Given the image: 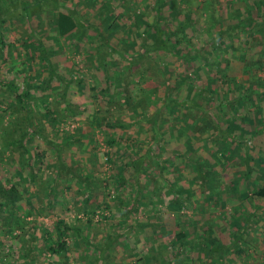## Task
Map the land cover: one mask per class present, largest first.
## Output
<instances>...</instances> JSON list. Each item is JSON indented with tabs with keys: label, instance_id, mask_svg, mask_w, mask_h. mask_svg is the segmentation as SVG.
I'll list each match as a JSON object with an SVG mask.
<instances>
[{
	"label": "trees",
	"instance_id": "16d2710c",
	"mask_svg": "<svg viewBox=\"0 0 264 264\" xmlns=\"http://www.w3.org/2000/svg\"><path fill=\"white\" fill-rule=\"evenodd\" d=\"M110 1L112 0H78L73 6L67 7L60 0H0V65L7 64L10 66L9 71L16 74L15 77L8 79L3 78L0 74V93H4L0 96V198H2L0 200V222L5 225V228L1 231L4 241L0 240V264H19V260L21 261L20 264L36 263L33 255V250L37 249L35 240L36 228H33V232L27 239L19 238L20 246L23 250V258H19V260H15L13 250L17 242L13 243V240L9 238L15 239L13 235L14 226L20 224L21 217H28L36 213L34 200H38V204L43 211H52V197L57 196L58 198L57 191L61 184L65 186L63 189L70 192L72 184L78 185L79 190L75 194L80 196V200H78V208L75 207L74 212L77 210L83 212L84 206L87 205V208H84V210L86 209L84 214L88 216L86 218L87 222L91 221L96 210L100 209L90 206L91 195L94 193L91 186L92 174L78 164L75 154L84 153L90 147L96 145V143H90L92 142L91 140L86 145L82 143L84 135L87 132L89 133V131L92 132L96 127L103 129V132L106 131L107 134L116 133L119 129H129L128 127L131 123L124 124L118 119L112 118L109 120L101 116L105 111L110 112L107 109L108 105L115 104L117 101L120 103L122 100L124 106L132 115L142 117L141 123H150L156 140L158 135L161 134L157 130L162 124L160 122L169 123V117L167 118L166 116H171L177 122H179L177 117L183 118V125L193 130L195 135L199 134L201 138L204 135L203 133L207 132L208 136L214 138L213 141L220 142L219 144L223 146L225 152L224 139L229 138L231 135L233 139L237 138L234 135L237 128H231L230 131L227 126L226 128H221L219 124L220 118L217 114L212 113L211 110L216 108L222 113V116L225 115L224 112L228 108L236 112L235 106L231 101L227 100L229 92L234 90V88H238L237 85L234 86L232 84L237 81L228 74V70L232 66L230 62L232 58L241 59V64L246 74L264 72V0H247L252 8L249 7V9L248 6H245L246 8L238 12L233 11L229 23H227V15L224 11L226 8L218 16L214 14V9H209V6L216 4L215 0H210V2L209 0H200L197 1V4H195L196 0H154L152 8H144L142 11L138 10L137 14L135 12L131 14L130 12L132 7H139L140 3H136V0ZM142 2L144 3V0ZM109 3L110 5L111 3L119 4L122 11H129L132 18H134V22L128 23L129 25L123 22L120 23L121 18H123L122 12L116 15L115 12L110 11ZM79 4H82V9L85 10L84 15L81 11L79 12ZM183 5L186 10L184 14L180 11ZM165 7L168 8L169 14L165 11ZM231 8L234 7L232 6ZM205 10L208 12L205 14L206 18L212 23L213 28L209 25L203 36L205 37L203 41L197 34L196 42L198 43L192 44V38L187 35L186 31L192 25L200 22V19L195 18V15L196 17L197 15L202 17L203 15L200 12L206 13ZM89 12H92L91 15ZM44 13L50 16L48 21L45 19V22H43L44 18H42ZM181 14L182 18H180ZM85 15L91 16L90 21H83ZM34 19L38 25L32 26L30 23ZM109 20L111 21L109 22ZM17 22L21 24V27L13 31L16 37L9 39L5 36V33ZM46 23L48 28L43 27V24ZM25 25L27 27L23 28ZM139 29H143L142 33L147 35L151 43L143 42L139 39V53L137 52L131 61L126 57L128 51H123V56L120 55L121 59H126L124 62L127 64L123 65L122 61L119 64L124 66L125 71L127 70L125 78L128 75L133 78L131 82L143 83L145 79L153 80V70L150 66L144 65L145 61H141L143 58L146 59V55L151 51L176 57L182 61V65L191 62L196 66L193 73L189 72L187 74H185L186 72L180 74V72L173 71L168 76L164 69L160 71L164 74L163 76L166 80L163 82L162 106L159 109L154 108L155 113L152 114L150 120L146 113L152 106L151 102H149L151 96H146V92L144 96V90L141 89L143 91V93L140 91L142 95L138 97L137 101L133 102L129 84L124 83L122 73L116 79L117 81L114 82L115 78L107 72V66L114 61L111 53H119L116 46L123 39L119 37L118 40H114L113 37L121 33L127 38L130 31L140 37V34L137 33ZM89 30L94 36L88 39V48H91L90 45H95L93 39L100 44L98 45L100 53L97 54L98 58L95 66L89 62L93 67L92 79L96 78L98 80V83H93L90 87L92 97L97 104V110L94 109V113L91 116H87L89 118L87 124L90 127L88 130L78 127L72 134L53 138L50 134L51 129L55 130V127H58L66 118H71L75 122L78 117H86V112H88L89 108L71 100L70 85L72 83L76 84L77 89L81 92L85 83L82 76L81 78L76 77L74 82L71 81L73 78L66 80L63 71L57 72L58 68L52 64L50 58L53 55L61 54V45L57 42L59 39L61 41H72V49H79L81 48V40L86 37V33ZM48 31H52L55 34L52 40L53 43L44 40ZM239 34L248 35L247 41L241 47L239 46ZM117 41L119 42L117 43ZM192 46L194 47L193 52ZM238 47L240 51L237 56ZM69 49L71 50L70 46ZM125 49H127L126 46ZM230 49L233 51L234 57L226 56V51ZM250 50L254 51L252 57L247 54ZM18 51L23 52L24 58L19 55ZM61 57L64 58L62 54ZM127 60L130 62H127ZM224 62L226 63L225 66H223ZM204 65H206L205 69L210 74L213 73L215 75L214 79L207 78V86H218L217 80L219 78H223L225 83H229L228 91L224 93L225 100L223 102L215 101L214 99L219 96L217 95V90L206 87L208 96L198 94L195 97L190 96L188 100L177 101V98L172 93L182 90L183 86H187L188 89L193 79L199 81L200 72L204 70ZM34 67L37 68L36 71ZM33 70L34 73L32 72ZM16 76L23 77V79L16 78ZM18 79L22 80L24 87L21 88L18 85L16 82L19 81ZM34 79H37L36 85L32 82ZM173 80L179 81L177 86L172 85ZM213 83H216V85ZM241 87L239 85V89ZM242 91V94L247 98H252L254 95H257V98L264 96V91L259 95L252 88L249 91L245 89ZM226 107L227 109L225 110ZM117 109H122L119 104ZM161 115L162 118L159 122ZM5 117L7 119L3 121ZM233 122H229L231 126H234ZM169 131L173 133L171 128ZM119 136V139L116 138V140L108 136L105 140L106 146L111 148L119 147L122 144L127 145L129 136ZM130 138L131 140L134 139L133 136H130ZM190 150L191 148L188 147L186 152ZM142 153L145 156L139 157V162L135 160L138 164L140 163L137 169L148 171V166L151 163L147 164L146 162L149 161L145 162V157L152 156L151 158L157 161V155L153 157L154 154H151V150L143 151ZM109 160L116 162L115 156L113 160L112 156H110ZM155 164L160 169H163L157 162ZM132 166L134 165L132 164ZM13 174L18 182L8 186V183L12 182L11 176ZM114 179L122 187L126 186L128 182L124 176ZM143 179L141 185H143L144 190H147V183L152 182L153 178L146 174V180L145 177ZM37 180L41 181L40 186L43 185L42 187H44L45 191L41 198L35 199V194L30 192L29 187ZM254 195L257 201H264V183L257 186ZM22 200L23 203L25 201L26 209L20 215L18 210ZM137 201L138 198H135L131 204L134 205ZM107 205L106 202H103L100 206L107 209ZM133 205H130L122 214L124 218H127L130 210H133ZM64 212L72 214L73 210H64ZM76 216L74 220L68 221L58 218L52 232L42 230L40 235L42 238L41 250H45L50 256L57 255L58 257L67 258L65 256L69 251V244L66 239L73 238L81 241V229L76 224L79 222ZM143 226L141 225V227ZM210 231L203 238L201 248L190 245L192 237H187L182 232L176 234L180 248H177L175 252V260H163L164 256H162V253L156 252L150 258L152 262L148 260L147 264H184L185 259L190 260L188 264H193L197 259L194 251L203 254L208 259L209 264H223L226 252L231 247L239 250V243L244 241L243 236H241L242 233H238V238L233 237L231 245L223 248L218 245L219 247L216 251L214 246L218 240L209 234ZM128 235L123 237L126 242ZM116 243L121 246L120 242ZM107 252L104 244L97 245L94 248L93 264L109 262L106 259ZM192 253L196 257L192 258ZM113 264L123 263L117 256H113Z\"/></svg>",
	"mask_w": 264,
	"mask_h": 264
},
{
	"label": "rangeland",
	"instance_id": "374dc122",
	"mask_svg": "<svg viewBox=\"0 0 264 264\" xmlns=\"http://www.w3.org/2000/svg\"><path fill=\"white\" fill-rule=\"evenodd\" d=\"M60 1L64 5L66 4L65 6L67 7H71L78 2V0ZM114 1L116 0L110 2ZM197 1L200 0H196L195 4H197ZM153 2L154 0H144V4L142 0H136V3H140L139 7H132L130 12L131 14L133 12L137 14L138 10L150 9L153 6ZM169 2L167 3L169 4ZM215 2L216 4L209 6V9H214V14L218 16L226 8L224 11L227 15V23H229L233 11L238 12L246 8L245 6L252 8L247 0H215ZM80 5L81 7H79ZM78 9L83 15L85 14L82 4L78 5ZM110 11L115 12L116 15L122 12L123 18H121L120 23L123 22L129 25L130 22H134L130 12L122 11L119 4L111 3ZM165 11L169 14L167 7H165ZM180 11L182 14L185 13L184 5L180 8ZM205 12H200L203 15L202 17H199L200 15L196 17L195 15V18L200 19V22L192 25L193 27L191 26L186 31L187 35L192 38V44L198 43L196 42L197 34L203 41L206 29L209 28V25L212 26V23L207 20L205 15L208 12L206 10ZM91 13L89 12L90 15ZM182 14L180 18H182ZM90 15H85L83 21H90ZM42 18H44L43 22H45V19L48 21L50 16L44 13ZM20 25L19 22L15 23L14 26H11L13 29H8L5 36L9 39L16 37L13 31L18 30V27H21ZM30 25L35 26L38 24L34 19ZM26 27L27 25L23 26V28ZM43 27L48 28V24H43ZM142 30L139 29L137 31L140 37L134 35L132 31L129 32L127 38L121 33L113 37L114 40H118L119 37L123 39L121 42L117 41L119 43L116 49L119 53H111L114 61L107 66V72L115 78L114 82L117 81L116 79L122 73L124 83L129 84L133 102L137 101L138 97L142 95L141 92L143 93V91L141 89L144 90V96L145 92L146 96H151V100H149L152 104L151 109H146L148 111L146 113L147 117L150 120L152 114L155 113L154 108L159 109L162 106L163 82L166 80L164 79V74L160 71L164 69L168 76L173 71L180 72V74L186 72L185 74H187L189 72L193 73L196 66L191 62L182 65V61L176 57L151 51L148 54L149 56L146 55L147 58H143L141 61H145L144 65L150 66L153 70V80L145 79L143 83L131 82L133 78L129 75L125 78L127 70L125 71L124 66L119 64L120 61L123 62V65L127 64L124 62L126 59H121L120 55H122L123 51H128L126 57L131 61L135 54L139 53V39L143 42L151 43L147 35L142 33ZM54 35L52 31H48L44 40L53 43ZM92 36L94 35L91 30L87 31L86 37L81 40V48L79 49H72V41H61L59 39L57 42L61 45V54L64 58L61 57V54L53 55L50 58L52 64L57 66V72L63 71L66 80L73 78L71 81L74 82L76 77L81 78L82 76L85 83L81 92L77 89L76 84L72 83L70 85L71 100L89 108L88 112H86V117H78L75 122L71 118H66L58 127H55V130L51 129L50 134L53 138L72 134L78 127L88 130L90 127L87 124L89 119L87 116H91L94 113V109L97 110V104L92 97L90 87L91 84L98 83L96 78L92 79V65L95 66L98 58L97 54L100 53L98 47L100 44L93 39L95 45H90L91 48H88L87 41ZM247 36L246 34H239L240 47L247 41ZM125 46L127 49H125ZM239 49L238 47L237 56L239 55ZM193 50L194 47L192 46V52ZM253 52L250 50L247 54L252 57ZM18 53L24 58L23 52L18 51ZM226 56L234 57L233 51L231 49L227 50ZM128 60L127 62H130ZM230 62L232 66L228 70V74L237 81L232 84L234 86L237 85L238 88H234V90L229 92L227 100L232 102L236 112L226 107L225 110L227 109V111L222 116V113L216 108L211 110L212 113L217 114L220 118L219 124L221 128H226L227 126L229 131L231 128H237L234 132L237 138L233 139L231 135L229 138L224 139L226 152L223 146L219 144L220 142L213 141L214 138L208 136L207 132L203 133L202 138L199 134L195 135L193 130L183 125V118L177 117L179 121L177 122L171 116H166L167 118L169 117L168 125L160 122L161 115L159 122L162 124L157 128L158 133L160 132L161 134L158 135L156 140L150 123H141L142 117L132 115L126 109L122 100L120 103L117 101L115 104L108 105L107 109L110 112L105 111L101 116L109 120L112 118L118 119L124 124L131 123L128 127L129 129H119L116 133L107 134L106 131L103 132V129L96 127L92 132H87L88 134L84 135L83 142L81 141L86 145L91 140L92 142L90 143H96V145L90 147L84 153L75 154L78 164L92 174L91 186L94 193L91 195L90 206L100 209L96 210L94 217L89 222L86 221L88 216L84 214L86 213L84 208H87V205L84 208L81 206L83 212L78 210L74 212L75 207L78 208V200H80V196L75 194L79 190L78 185L75 183L71 185V192L63 189L65 187L63 184L60 185L57 191L58 198L57 196L52 197V211H43L38 204V200H34L36 213L28 217H21L20 224L14 226L13 235L15 239L9 238L13 240V243L17 242L16 247L13 249L15 260L23 258V250L20 246L19 238L27 239L33 232V228H36L35 240L37 244V249L33 250V255L36 259L35 264H93L94 248L99 244H104L108 251L106 259L109 262H105V264H113V256L121 259L123 264H147L148 260L152 262L150 258L156 252L162 253V256H164L163 260L170 259L171 261L175 260V252L177 248H180L176 234L182 232L187 237H192L190 245L201 248L203 238L211 230L209 234L218 240L214 246L216 251L219 246L223 248L231 245L233 237L238 238V233H242L241 236H243L244 241L239 243V250L231 247L225 254L223 264H264V201H257L254 195L257 186L264 183V96L257 98V95H254L252 98H247L242 94L243 89L249 91L252 88L261 95V92L264 91V72L255 73L251 71L252 74L249 75L245 73L241 59L232 58ZM225 64L224 62L223 66ZM205 66L204 70L200 72L199 81L193 79L188 89L187 86H183L182 90L172 93L177 98V101L188 100L190 96L195 97L198 94L208 96L206 87L217 90V95L219 96L214 99L215 101L223 102L225 100L224 93L228 91L229 83H225L223 78H219L217 80L218 86H207V78L214 79L215 75L213 73L210 74L205 69ZM9 67L7 64L0 65V74L3 78L15 77L16 74L14 72L11 73ZM35 67L34 70L36 71L37 68ZM34 70L32 71L33 73ZM16 78L23 79V77L17 76ZM18 80L16 81L18 85L21 88L24 87L22 80ZM36 81L37 79H34L32 81L33 84L36 85ZM177 82L179 81L173 80L172 85L177 86ZM213 84L216 85V83ZM239 85L242 86L240 89ZM3 94L0 93V96ZM118 104L122 108L121 110L117 109ZM6 119L7 117L3 118V121H6ZM230 121L234 123V126H231ZM170 128L173 133L170 132L171 130L169 131ZM119 135L129 136L127 145L122 144L119 147L111 148L106 146L105 140L108 136L116 140V138L119 139ZM130 136H133L134 139L131 140ZM188 147L191 150L186 152ZM147 150H151V154H154L153 157L157 155V161H154L151 158L152 156L149 155L150 157L143 158L145 162L149 161L146 162L147 164L151 163L148 166V171L138 170L137 168L140 166V163L138 164L139 157H144L145 155L143 156L142 152ZM73 151L75 150L73 149ZM110 156H112V160L115 156L116 162L114 160L111 162L109 160ZM135 160H138V162H135ZM155 162L160 164L163 169H160ZM146 174L153 179L152 182L147 183V190H144L141 183L144 180L143 177L146 180ZM121 176H124L128 181L124 187L114 179H118ZM11 180L12 182H9L8 186L18 182L14 174L11 176ZM40 184L41 181L37 180L29 187L30 192L35 194V199L41 198L44 194L45 189ZM135 198H138V201L133 205L131 203ZM103 202L108 204L107 209L100 206ZM130 205H133L134 208L132 207L133 210H130L128 217L124 218L122 214ZM25 209V201L23 203L22 200L18 210L20 215ZM64 210H73V213L69 214L64 212ZM87 210L90 212L89 209ZM75 216L79 220L76 224L80 227L82 236H80L81 241L73 238L66 239L69 244V251L65 256L67 258L58 257L57 255L50 256L48 252L41 250V231L48 230L52 232L58 218L68 221L74 220ZM140 224L144 226L141 227ZM4 228L5 225L0 222L1 241H4L1 233ZM125 235H128L127 242L123 239ZM116 242H120L121 246ZM194 253L197 257L192 253V258L196 257L197 259L193 264H209L208 259L203 254L197 251H194ZM189 261V259H185L184 264H188ZM20 263L21 261L19 260Z\"/></svg>",
	"mask_w": 264,
	"mask_h": 264
}]
</instances>
